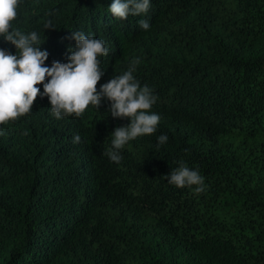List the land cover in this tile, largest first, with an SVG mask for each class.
<instances>
[{"label":"trees","instance_id":"16d2710c","mask_svg":"<svg viewBox=\"0 0 264 264\" xmlns=\"http://www.w3.org/2000/svg\"><path fill=\"white\" fill-rule=\"evenodd\" d=\"M112 2L22 0L13 27L39 35L48 67L67 62L74 32L103 40L98 89L138 59L157 130L117 164L105 153L129 121L106 99L58 120L38 97L0 125V264H264V0H150L126 20ZM181 162L201 193L168 183Z\"/></svg>","mask_w":264,"mask_h":264},{"label":"clouds","instance_id":"9594fccd","mask_svg":"<svg viewBox=\"0 0 264 264\" xmlns=\"http://www.w3.org/2000/svg\"><path fill=\"white\" fill-rule=\"evenodd\" d=\"M21 2L0 0V37L16 49V54L0 49V125L30 114L38 97L48 98L51 113L58 120L67 116L79 118L89 107L98 109L101 100L106 99L113 118L129 121L127 126L114 129L111 150L105 153L112 162L119 164L122 160L120 150L137 137L153 135L160 122V116L151 112L157 98L147 85L141 87L133 76L139 60H134L128 71L111 78L98 89V82L104 75L100 57L108 54V48L103 40L78 31L71 37L76 43L75 48L69 49L67 62L53 61L50 67L45 66L48 53L41 50L39 35L35 31L25 34L13 27ZM149 8L150 0H113L109 12L114 18L126 20L130 15L146 14ZM138 23L141 29H150L147 20ZM39 85L43 86L42 93ZM167 139L166 135H160L158 146ZM72 142L79 143L80 136L75 135ZM166 179L177 188L195 186L196 193L204 190V177L183 162Z\"/></svg>","mask_w":264,"mask_h":264}]
</instances>
